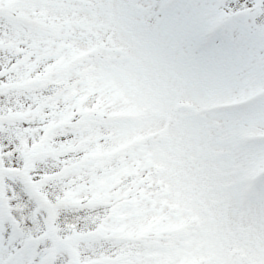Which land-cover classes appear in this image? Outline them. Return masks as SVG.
Listing matches in <instances>:
<instances>
[{"label": "rangeland", "instance_id": "374dc122", "mask_svg": "<svg viewBox=\"0 0 264 264\" xmlns=\"http://www.w3.org/2000/svg\"><path fill=\"white\" fill-rule=\"evenodd\" d=\"M133 1L134 0H130V2ZM181 2L182 0H162L155 7V11H159L162 7H164V10H168V8L171 9L176 5H180ZM122 4V0L118 1L120 7ZM8 8L9 5L0 6V21L4 14V16L8 17V15H6L8 14L6 13ZM217 9L218 7L216 5H211L209 11H207L206 6L203 5L201 9L203 12L197 20L191 17V21L186 24L178 25L180 21L176 23L172 21L169 23V30L166 34L167 38L170 40L168 60L166 56L161 55L162 49L155 41L147 39L143 31L134 28L132 22L123 17L125 15L122 10L118 9L117 12L119 14L115 17L114 14L113 17L108 14L101 17L100 22L104 28L101 33L97 30L96 34H98V37H105L108 26L117 27L115 30V37L119 44V48H117L126 51L129 58L125 63L123 62L124 64L121 63L115 67L112 73L121 78L122 85L126 86V96L128 94V97L130 99H135L137 104L152 108L155 112L147 119L149 121L147 125L143 123L141 126L142 128H147L148 130L154 129V126L159 124L157 120L162 117V112H159L162 105L157 98V92L162 95V98H164L166 92H170L175 94V101L185 102L190 106L200 107L211 105L208 96L212 95L217 88L220 87L228 92L220 96V101L214 102L212 105L225 107L221 108V110L225 111L223 115H215L222 125V127L220 126L221 130L210 133L209 135L207 131L201 130L197 123L190 125L191 122H188L185 128H182L181 125L173 126L167 138H176L177 134H181V131L184 130L189 134L188 137H193L194 153L197 154L199 152L200 155L207 156L211 148L208 143L209 140L214 141L213 136L221 133V140L218 144L222 145V143H225V138H228V135L223 126L226 119L232 120L236 126L235 138H233V141H235L237 145L236 152L234 153V160L226 157L221 160V157H218L216 160L217 162H215L217 165L207 171L201 181L206 186L209 194L204 193L202 188L194 189L191 178H183L180 173H175L174 171H172L173 177L169 183H171V192L178 193V189L183 188L182 193L186 200H182L184 202L183 204L187 206V212L193 207H196L199 213H204L208 206L211 208L207 212L208 216L203 217L205 218V231L210 228L209 231L204 234L206 238L203 243L210 246L209 258L211 262L208 263V259L204 260L202 264L227 263L233 258H239L237 256H240L239 259L242 264H264V256H252L250 253V248L255 241L260 237L264 238V99L260 98L259 101H256L261 95L258 93V90L264 89V74L259 73L260 71L264 73L262 71L263 66L253 61L252 64H258V69L251 68V64L249 62L247 63L248 57L246 52L252 50L250 47L246 48L243 50L242 59L240 60L242 63L235 64L234 66L236 71L244 69L246 70L245 74H251L252 77L251 79H244V77L237 82L233 77L231 81L228 78L222 79L218 77L215 69L216 64L212 61L211 54H207L209 60L203 67L204 72L200 74H197L194 69L198 55L187 52L185 45L186 54L184 53L183 55L184 57L193 59L192 64L189 65L176 59L183 53L181 48H179L182 41H188L187 46H190L192 50L200 52H204L208 45L210 47L214 43L216 40V33L215 36L208 35L205 37V34L213 29L212 27L207 26L202 37L192 33V30L195 27L202 28L208 21H215L217 18ZM3 12L4 14H1ZM160 12L156 14L159 15ZM9 16L11 19H9L10 21L5 26L13 30V23H16L19 18L17 14L13 13H10ZM93 16L95 18L96 14H93L92 17ZM220 16L221 15H219V18ZM19 26L21 27V31L26 29V26ZM39 26H41V23L38 27ZM240 29H242V27L238 26L234 31ZM260 29L264 30V27L262 26ZM27 30L28 31L25 30V32L31 37V32L28 27ZM38 34L39 29L33 34V37ZM236 37L241 38V40L251 39V41L257 42L264 41V39H260L256 35H251L249 32ZM233 40L236 39L234 38ZM252 52L255 53L256 49L254 48ZM216 53H213V55H216ZM173 56L175 57L174 61L171 59ZM226 59V57L224 59L220 58L217 61L221 65ZM235 62H237V58ZM42 67L43 65H41L39 69L32 67L28 72L31 75H36L38 70H42ZM210 67H213V69H210ZM225 68L232 72V68L228 61L225 64ZM116 76L113 77L116 78ZM17 84L23 86L24 82L22 79H19ZM184 88L187 89V92L181 94L180 91ZM250 90L255 91L251 98H249L251 96ZM212 115L214 114L212 113ZM4 119H7V116ZM113 119L112 126H106L105 124L104 132L99 130L104 136L110 137L113 135V144H111L108 152H112L116 147L121 146L118 139L120 136L116 132L122 129L126 132L124 126L117 123L115 118ZM207 123H209V120H206V124ZM130 129L132 131V128ZM136 129H139V125ZM115 133L116 135H114ZM104 145L105 141L99 138L95 143L94 149L101 150L104 148ZM186 146L187 144L184 148ZM181 150L182 149H172L178 161L181 160ZM157 155L159 157L158 160H161L160 158L163 159L165 156V154ZM205 164L207 165V161H205ZM167 174L168 173H165V175L162 176V171H160L158 173V181H167ZM38 187H40V185H38ZM13 193L14 190L10 192L8 188V196ZM240 194L242 195L243 206H247L244 210H240L239 208ZM208 196L214 197L215 203L211 201L200 208L194 204L195 200L201 204ZM11 200L14 203L13 213H20L23 206L26 205L24 196L13 194ZM209 220H211V222H209ZM219 223L223 226L221 229H218ZM133 225L136 224L132 222L126 225V227L129 229L133 227ZM229 227L231 229V234L226 235L224 231ZM212 233L217 234L218 238L216 237L215 239V236L214 238H209L208 236ZM221 241L229 244L228 249L233 248L234 252L228 253L226 251L217 250L215 246Z\"/></svg>", "mask_w": 264, "mask_h": 264}, {"label": "snow or ice", "instance_id": "6c2138e0", "mask_svg": "<svg viewBox=\"0 0 264 264\" xmlns=\"http://www.w3.org/2000/svg\"><path fill=\"white\" fill-rule=\"evenodd\" d=\"M9 105L12 104L11 100H8ZM5 112L0 113V115H5ZM0 125H4L3 128H0V146L3 147L5 151V160L9 163H14L19 165V152L17 149L20 147V140L17 138L18 130L15 125L9 126L5 121L0 120ZM7 153H12L11 156H8ZM16 190L19 191V187H16ZM11 250V248H9ZM103 251L107 249H101L99 247L86 248L84 250L83 256L75 260H70L68 257H61L56 264H104L103 262ZM2 264V262H0Z\"/></svg>", "mask_w": 264, "mask_h": 264}, {"label": "trees", "instance_id": "16d2710c", "mask_svg": "<svg viewBox=\"0 0 264 264\" xmlns=\"http://www.w3.org/2000/svg\"><path fill=\"white\" fill-rule=\"evenodd\" d=\"M69 28H75V29H77V27H74V25H71V27H69Z\"/></svg>", "mask_w": 264, "mask_h": 264}]
</instances>
